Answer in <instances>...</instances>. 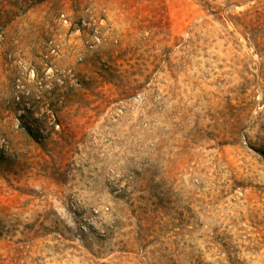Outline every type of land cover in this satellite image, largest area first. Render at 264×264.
Returning a JSON list of instances; mask_svg holds the SVG:
<instances>
[{
    "label": "rangeland",
    "instance_id": "374dc122",
    "mask_svg": "<svg viewBox=\"0 0 264 264\" xmlns=\"http://www.w3.org/2000/svg\"><path fill=\"white\" fill-rule=\"evenodd\" d=\"M0 264H264V0H0Z\"/></svg>",
    "mask_w": 264,
    "mask_h": 264
},
{
    "label": "trees",
    "instance_id": "16d2710c",
    "mask_svg": "<svg viewBox=\"0 0 264 264\" xmlns=\"http://www.w3.org/2000/svg\"><path fill=\"white\" fill-rule=\"evenodd\" d=\"M260 17H261V14H258V15H257V20L260 19Z\"/></svg>",
    "mask_w": 264,
    "mask_h": 264
}]
</instances>
